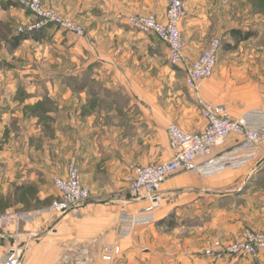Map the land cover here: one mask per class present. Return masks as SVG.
Returning a JSON list of instances; mask_svg holds the SVG:
<instances>
[{"label": "crops", "instance_id": "0c3cea01", "mask_svg": "<svg viewBox=\"0 0 264 264\" xmlns=\"http://www.w3.org/2000/svg\"><path fill=\"white\" fill-rule=\"evenodd\" d=\"M42 1L87 24L88 31L95 30L96 40L91 41L88 34L84 37L89 42L80 44V49L91 58L78 62L76 71L58 73L60 64L55 61H51L55 69L51 73L36 71L46 90L50 88L46 98L53 99V91L60 88L65 92L62 97H66L68 107L71 102L74 108L63 111L67 116L63 129H57L61 118L51 121L52 149L48 155L44 122L39 120L41 115L37 111L32 113L34 105L43 101L44 93L28 91L31 96L22 99L23 150L16 148L12 157L7 146L0 147V214L48 206L57 197L56 190L51 188L52 178L65 176L73 161L81 172L82 183L90 190V198L82 203L77 214L70 211L61 217L44 215L24 222L20 239L30 240L23 263L264 264V252L246 261L225 258L215 263L202 254L212 239L231 241L245 228L264 229V159L249 160L239 168L210 176L184 172L169 177L158 193L159 206L149 213L152 219L137 224L130 221V216L141 215L152 201L146 196L131 198L124 180L129 165L173 157L166 132L168 123L188 132L204 128L197 97L225 105L234 117L258 113L253 125L263 123L264 65L260 81L234 89L235 97H228L226 103L215 94L222 85L223 70H214L210 79L201 83L196 96L184 98L170 90L166 48L156 37L134 32L121 23L134 14L154 13L162 18L165 0ZM193 13L194 9L188 8L185 20L190 23L180 25L185 51L191 58L198 56L213 38H232V29L247 31L244 18L192 24ZM90 18L97 19L93 28L86 22ZM106 23L111 28L104 32ZM36 50V55H44L42 49ZM4 56L3 50L0 59ZM87 70L98 89L78 91L76 95L68 81ZM77 96L83 105L79 109ZM17 128L18 124L13 125L14 130ZM64 130H69L68 136ZM236 143L237 139L229 136L213 154L226 152ZM69 145L70 159L57 171L51 159ZM25 199H30V203L24 204ZM171 214L178 221L168 231L160 221ZM197 220L199 224L195 223ZM9 236L0 227V261L11 249ZM109 245H118L119 252L113 254L111 261H105L102 255Z\"/></svg>", "mask_w": 264, "mask_h": 264}, {"label": "built area", "instance_id": "2783aa9c", "mask_svg": "<svg viewBox=\"0 0 264 264\" xmlns=\"http://www.w3.org/2000/svg\"><path fill=\"white\" fill-rule=\"evenodd\" d=\"M29 12L39 19L27 30L39 29L52 24L78 37L85 36V28L79 22L60 15L51 7H44L41 0H18ZM162 18L154 13L134 14L125 17L126 23L133 30L152 34L164 44L169 63L183 72L185 86L192 93H197L201 83L209 78L217 66L222 42L219 38L211 39L203 51L191 58L185 51V42L180 25L186 16L185 0H169ZM24 31L23 28H19ZM198 108L204 120V128L197 132H188L173 122L166 129L173 157L169 160L154 161L146 164L129 165L126 169L125 182L131 198L148 197L152 203L141 215L130 216L133 224L149 222V214L159 206L158 193L162 183L178 173L195 175H214L228 168H239L249 160L264 159V117L263 123L254 126L258 113L247 112L234 117L223 104H216L197 97ZM229 136L237 139L235 146L221 154H213L216 147L227 142ZM65 176H54L52 187L57 192L51 204L34 211L9 210L0 214V227L12 239V245L0 264H24L23 256L30 239L21 241L20 227L24 222H32L38 217H61L67 212L77 214L82 203L90 198V190L82 183L81 172L75 161L69 164ZM119 252L118 245L104 248L102 259L111 261L113 254ZM264 252V229L257 231L245 228L240 235L224 242L219 239L204 249V253L214 259L235 258L252 259Z\"/></svg>", "mask_w": 264, "mask_h": 264}, {"label": "rangeland", "instance_id": "374dc122", "mask_svg": "<svg viewBox=\"0 0 264 264\" xmlns=\"http://www.w3.org/2000/svg\"><path fill=\"white\" fill-rule=\"evenodd\" d=\"M16 1L17 3H15ZM7 2H11L12 5L4 7ZM41 2L44 7H51L45 5L42 0ZM164 2L166 7L169 3V0H165ZM185 6L186 16L188 8L194 9V21L192 24H194V22L207 23L209 19L214 20V22L238 21L239 19H245L247 20V30L255 31L256 33L253 38L242 42L240 41L232 49L226 47L223 48L224 45L234 44V39L232 36H230L232 38L229 39H221L222 48H220L215 71L223 70V76L221 77L220 82L222 85H220L219 91L215 93L216 96L218 95L221 98L223 97L222 101L226 103L228 97H235L234 93L232 92L234 89L243 87L244 85H251L253 82H259L260 72L262 71L261 69L264 65V0H185ZM51 8L55 9V11H57L60 15L62 14L67 16L75 22L77 21L82 24L85 28V36L88 34V37L91 41L96 40L94 39L93 33L95 30L88 31L87 24L80 22L79 20L63 13L62 11H59L54 7ZM238 13L240 16H238ZM186 16L182 20L181 24L190 23L185 20ZM37 21H39V19L36 18L32 12H29L23 5H21L18 0H0V52L4 50L5 55L3 59H0V147L7 146L10 149V155H12V157L13 155H16V148L21 152L24 146L22 133L23 130L21 129L23 119L21 115V109L24 107V98L31 96L28 91L36 90L38 93H44L42 97L43 101L39 102L37 104L38 106L34 105V110L32 113L37 111L38 114L41 115L39 120L42 119L44 122L46 137L45 143H47L46 145L48 146L47 148L49 150L48 155L51 154L52 149L51 147L49 148L52 142L51 137L53 136V130L50 129L51 121L61 118V124L58 125L57 129H63V123L67 119L66 114H64L66 111L64 110L68 108L72 110L74 108L71 105V102L68 107L66 97H62L65 92L60 88L56 92L53 91L54 100L51 98H46L47 95L45 93H48L49 95L50 88L46 90L47 87L43 85V81H41L43 79L38 78L39 73L37 72L48 74L55 70L51 61H55L60 64V66L57 68L58 73L69 71L71 69L76 71L75 67L78 62L91 58L87 54L88 52H86V50L83 51L80 49V44L84 43L87 45L89 39L84 38L85 36H75L74 34L59 29L52 24H46L44 27H42L43 29H33L38 30L34 32V34L37 35V39H27L29 42L22 40L17 48H11L8 42L10 36L17 34V32H22L19 30V28H23L24 31H30L27 30L28 27ZM86 22L91 24V28H93L95 25L94 23L97 22V19L90 18ZM121 23L125 27L131 29L128 23H126L125 18L124 22ZM104 26V32L106 29L111 28L109 23H106ZM51 30L59 33H48ZM131 30L134 32H140L133 29ZM143 34L152 35L151 33ZM226 40H228L229 43L226 42ZM162 45L164 46V44ZM36 49H42L45 56L39 53L36 55L35 52L39 51ZM168 64L170 66V90L172 92L179 93L177 95H183L184 98H188L192 93L185 86L183 72L180 71L176 66H172L169 63V60ZM210 77L207 79H210ZM68 83L72 84V89L76 92V95H78V91H93L98 89V85L92 83L90 75L82 76V74L78 73L77 76L70 79ZM83 85L86 87L81 89ZM229 87L231 88L229 89ZM64 96H66V94ZM76 98V109L82 108V100L79 99L78 96ZM57 102L60 105L59 108ZM16 124H18V128L17 130H14L13 125L16 127ZM63 133L68 136L69 130H64ZM69 151L70 145L65 149L60 150V152L56 154V157L51 159L52 164L57 171L63 169V167L67 165L68 160L70 159ZM46 159L48 160V158ZM23 203L29 204L30 199H25ZM43 208H45V206ZM170 220L177 224L178 220L175 219L174 216L171 217ZM198 221L199 220L195 221V223L199 224ZM164 227L167 228L168 231H171L172 229V227L168 228L167 223H165ZM239 235L240 233L236 237ZM216 239L221 240L220 238ZM216 239L210 240L207 246H209L212 241ZM169 245H171V243H169ZM204 249L202 254L205 257H209L204 253ZM210 258L214 261L213 263H215L216 260H222L214 259L212 257ZM238 260L244 261L242 259Z\"/></svg>", "mask_w": 264, "mask_h": 264}, {"label": "trees", "instance_id": "16d2710c", "mask_svg": "<svg viewBox=\"0 0 264 264\" xmlns=\"http://www.w3.org/2000/svg\"><path fill=\"white\" fill-rule=\"evenodd\" d=\"M15 3H17V1ZM9 5H12V3L7 2V4H5L4 7L9 6ZM36 31H38V30L22 31V32H17V34H15V35L10 36V38L8 39V42H9L11 48H13V49L17 48L18 45L22 42V40H27V39H32V38L37 39L36 38L37 35L34 34V32H36ZM229 34H231V36L233 37L234 44L224 45L223 48L226 47V48L232 49L240 41L248 40L250 38H253V36L256 35L255 31L247 30L245 33H241V32H239V29H232L229 31ZM87 72H88V70L85 71L84 73H82V76H89V74ZM84 87H86V86L83 85L81 89H83ZM171 217H172V214H171V216L161 220L160 222L167 223L168 228H171V227L175 226V223L170 220Z\"/></svg>", "mask_w": 264, "mask_h": 264}]
</instances>
